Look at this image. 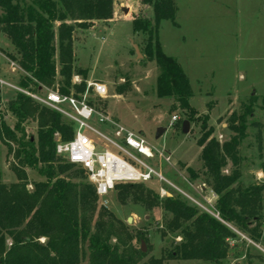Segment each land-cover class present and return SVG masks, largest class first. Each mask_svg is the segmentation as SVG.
Listing matches in <instances>:
<instances>
[{"label":"trees","instance_id":"1","mask_svg":"<svg viewBox=\"0 0 264 264\" xmlns=\"http://www.w3.org/2000/svg\"><path fill=\"white\" fill-rule=\"evenodd\" d=\"M143 1L152 5L153 20L136 16L132 25L135 33L149 35L146 55L160 67L157 95L173 96L182 108L195 113L190 105L194 95L190 78L178 60L164 52L159 40L163 20L177 25L176 2ZM0 8V32L15 46L18 64L28 73L20 85L36 92L52 86L57 75L71 83L75 28L89 29L95 20L112 19L114 0H31L23 5L0 0ZM55 40L59 42L57 61ZM6 55L16 60L15 56ZM85 86L77 88L84 91ZM62 93L69 94L70 90L63 89ZM9 111L16 123L11 127L0 111V141L12 157L9 169L17 181H2L0 163V264H82L85 257L89 264H164L169 259L225 264L230 255V239L235 237L227 223L261 237L264 185L235 186L242 177L239 146L245 136L247 117L253 114L251 107L230 116L228 128L234 134L225 142L212 136L213 128L207 121L201 124L197 144L201 147L203 167L211 177L209 185L217 196L215 208L219 217L180 197L160 198L145 184L116 186L122 203L131 197L146 209L161 207L172 214L166 229L179 231L180 242L166 255L147 261V254L132 243L129 227L106 208L98 211L94 185L76 182L73 177L78 174L70 173L75 165L57 154L59 135L62 140L72 139L74 122H65L59 111L21 91L9 102ZM29 120L37 123L36 139L27 134ZM229 162L233 169L225 173L223 169ZM28 168L36 170L42 179L30 182ZM250 226L253 228L249 230Z\"/></svg>","mask_w":264,"mask_h":264},{"label":"rangeland","instance_id":"2","mask_svg":"<svg viewBox=\"0 0 264 264\" xmlns=\"http://www.w3.org/2000/svg\"><path fill=\"white\" fill-rule=\"evenodd\" d=\"M14 2L23 5L29 4L31 0ZM175 2L178 8L175 19L177 25L171 20H163L159 26V40L164 52L175 57L190 78L194 90L190 105L195 113L182 108L173 96L161 98L157 95L160 67L146 55L149 35L135 33L132 25L136 16L153 20V7L143 0H114L112 19L95 20L89 29L76 27L73 78L79 75L80 81L74 82L72 78L71 83H67L64 77L57 75L52 86H45L35 93L44 95L48 91H56L63 94L62 90L68 89L70 93L63 95L86 101L97 111L110 116L114 122L143 135L150 146L171 156L170 161L157 156L153 163L192 199L177 191L174 197H180L202 211L214 213L217 196L209 185L211 177L203 167L200 146L197 144L204 120L213 128L212 136L225 142L234 134L228 128L230 116L234 112L241 114L252 108L253 114L247 117L245 136L240 143V168L245 176L235 186L264 185L262 173L254 177L251 174L255 169L259 172L264 170V0ZM2 14L0 8V16ZM8 45L7 36L0 32V50L16 58L6 55V61L0 53V72H5V81L8 82L0 81V111L5 117L9 114L14 117L8 118L7 123L10 125L16 118L9 111V102L20 92L17 87L24 89L20 82L28 73L15 64L18 63L19 55L15 48L11 49ZM54 45L57 49L54 58L57 61L59 42L55 40ZM87 81L104 83L108 95L101 97L92 90L88 91ZM10 84L16 85V88ZM82 84H86L84 91L77 88ZM63 108L72 111L67 104ZM175 116L177 120L173 121ZM63 120L68 123L71 121L67 116ZM186 120L190 122L188 132L183 128ZM91 124L101 132L114 136L110 122L103 124L94 119ZM159 127L166 128L160 136L157 134ZM26 130L28 136L37 138L36 122L29 120ZM92 137L100 148L107 147L99 134L92 133ZM59 140H62L60 135ZM0 147L2 181L7 184L16 182V175L8 164L12 157L1 141ZM232 169V163L229 162L223 171L230 173ZM82 170L75 166L70 173L73 176L78 174V177L72 176L73 179L90 183L86 172ZM27 172L30 182L42 179L34 169L28 168ZM145 186L156 191L159 183L154 181ZM97 205L98 211L102 207L106 208L129 227L132 243L137 249L142 250V241L145 242L147 255L144 261L166 255L181 240L179 231H167L166 224L172 214L161 207L146 209L131 197L122 203L117 197V190L98 196ZM262 213L264 218V208ZM129 218H132L131 222ZM231 225L239 233L233 230L235 237L230 239V255L225 264H263L264 255L247 240L260 243V237L241 226ZM251 228L253 226L249 230ZM232 253L239 259L233 260ZM82 264H89L87 257ZM164 264L210 263L169 259Z\"/></svg>","mask_w":264,"mask_h":264},{"label":"built area","instance_id":"3","mask_svg":"<svg viewBox=\"0 0 264 264\" xmlns=\"http://www.w3.org/2000/svg\"><path fill=\"white\" fill-rule=\"evenodd\" d=\"M73 79L74 82H79L80 76L75 75ZM18 89L37 102L59 111L74 122L75 134L73 138L59 140L56 152L68 163L78 166L86 172L98 196H105L115 191L119 184H147L158 181L159 187L156 192L160 198L173 197L175 191L191 198L153 163L157 156L164 157L167 161H170L171 156H166L163 151L150 146L143 135L114 122L104 112L97 111L86 101L79 100L74 96L63 95L56 91H48L44 95H39L26 89ZM87 90H92L101 97L108 95L107 86L101 82L87 81ZM64 104L69 105L72 111H66L63 108ZM94 119L103 124L110 122L111 133L114 136L107 135L93 126L91 122ZM176 120L177 116L173 118V121ZM92 133L99 134L107 147L100 148L93 139ZM211 214L219 217L216 211ZM227 225L238 232L230 223ZM247 240L264 252L257 242L248 238ZM230 241L232 242V240Z\"/></svg>","mask_w":264,"mask_h":264},{"label":"crops","instance_id":"4","mask_svg":"<svg viewBox=\"0 0 264 264\" xmlns=\"http://www.w3.org/2000/svg\"><path fill=\"white\" fill-rule=\"evenodd\" d=\"M8 41H9V45L7 46V47H9V48H11V49H14L15 48V46L11 43V41L8 39ZM2 50H0V53L4 56V58L6 59V61H7V57H6V54L2 51ZM15 63V62H14ZM19 68H20V66L18 65V63H15ZM11 67H12V65H10ZM17 68V67H16ZM14 69V68H13ZM16 70V69H15ZM4 73L5 72H0V81L1 82H5L6 84L8 83L7 81H5V76H4ZM10 86L11 87H13V88H16V85H14V84H10ZM17 88H19V87H17ZM10 117V114L8 115V117L6 116L5 118H6V121L8 122V118ZM10 118H14L13 116H11ZM15 123H16V120H14V123L13 124H10V126L11 127H13L14 125H15ZM239 149H240V146H239ZM200 152H201V147H200ZM241 171H242V168H241ZM263 174L264 175V170H263V172H259V170H253V172L251 173L252 174V177H254V176H256V175H260V174ZM245 175H244V173H243V171H242V177H241V179L244 177ZM240 179V180H241ZM260 239H261V241H260V243H258L259 244V246L264 250V227H263V230H262V233H261V237H260ZM261 253L264 255V252H262L261 251ZM232 255H233V253H232ZM232 259L233 260H235V259H239V258H235L234 257V255H233V257H232ZM253 264H258V263H253ZM263 264H264V262H263Z\"/></svg>","mask_w":264,"mask_h":264},{"label":"water","instance_id":"5","mask_svg":"<svg viewBox=\"0 0 264 264\" xmlns=\"http://www.w3.org/2000/svg\"><path fill=\"white\" fill-rule=\"evenodd\" d=\"M135 48L138 51L137 45H135ZM183 128H184V131L185 132H188L190 130V122L187 121V120L184 121ZM165 131H166V128L165 127H159L158 128V133H157L158 136H160L161 134H163ZM128 221L131 222L132 221V218H129ZM141 249H142L143 252H146V245H145V242L144 241H142V248Z\"/></svg>","mask_w":264,"mask_h":264}]
</instances>
